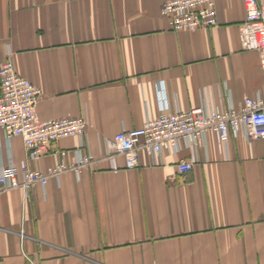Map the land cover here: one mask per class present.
<instances>
[{
  "label": "crops",
  "instance_id": "crops-1",
  "mask_svg": "<svg viewBox=\"0 0 264 264\" xmlns=\"http://www.w3.org/2000/svg\"><path fill=\"white\" fill-rule=\"evenodd\" d=\"M166 1L0 0V65L40 89L37 118L88 120L37 159L0 133V172L67 166L0 193V264H264V138L222 146L208 131L157 162L140 148L135 168L107 144L158 115L160 98L174 111L264 94L260 55L240 43L243 0H215V26L182 31Z\"/></svg>",
  "mask_w": 264,
  "mask_h": 264
},
{
  "label": "built area",
  "instance_id": "built-area-1",
  "mask_svg": "<svg viewBox=\"0 0 264 264\" xmlns=\"http://www.w3.org/2000/svg\"><path fill=\"white\" fill-rule=\"evenodd\" d=\"M243 3L245 19L239 27L241 47L258 51L264 76V0H243ZM160 11L169 17L175 31L196 30L217 23L215 0H169L162 4ZM40 93L29 78L16 72L11 59L0 65V133L6 140L21 137L31 159L47 153L49 145L59 138L82 136L88 125L83 116L39 120L35 108ZM159 94L162 97L161 90ZM208 131L214 132L222 146L230 133H242L249 140L264 138V94L245 97L237 108L198 106L174 111L160 98L158 115L148 117L141 127L118 131L107 144L123 156L126 168H135L140 148L157 162L163 150H177L181 141H194ZM90 158L82 157L79 163H87ZM191 167L192 161L178 164L180 173ZM65 169L67 166L62 163L43 173L30 169L26 162L19 168L10 164L0 172V193L17 187L28 190L37 184L44 185L49 174L56 176Z\"/></svg>",
  "mask_w": 264,
  "mask_h": 264
}]
</instances>
